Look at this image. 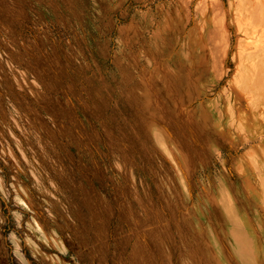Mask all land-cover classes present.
<instances>
[{
    "label": "rangeland",
    "instance_id": "374dc122",
    "mask_svg": "<svg viewBox=\"0 0 264 264\" xmlns=\"http://www.w3.org/2000/svg\"><path fill=\"white\" fill-rule=\"evenodd\" d=\"M0 264H264V0H0Z\"/></svg>",
    "mask_w": 264,
    "mask_h": 264
}]
</instances>
